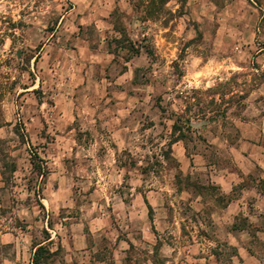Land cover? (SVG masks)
Wrapping results in <instances>:
<instances>
[{"label":"rangeland","instance_id":"obj_1","mask_svg":"<svg viewBox=\"0 0 264 264\" xmlns=\"http://www.w3.org/2000/svg\"><path fill=\"white\" fill-rule=\"evenodd\" d=\"M81 39L98 51L86 61ZM242 139L264 154V0H0V264H33L42 241L68 264L63 238L80 228L92 252L71 264H114L117 232L86 221L115 229L136 197L167 218L136 262L264 264V211L234 237L212 216L229 199L212 175L237 168ZM258 178L259 165L238 185Z\"/></svg>","mask_w":264,"mask_h":264},{"label":"crops","instance_id":"obj_2","mask_svg":"<svg viewBox=\"0 0 264 264\" xmlns=\"http://www.w3.org/2000/svg\"><path fill=\"white\" fill-rule=\"evenodd\" d=\"M80 39V38H79ZM52 49L50 52H46L47 56H54L56 54H62V52L58 51L59 46L55 45L53 43ZM73 51H79L81 55H85L84 61L90 56L91 53L96 54L98 51L94 47H89L87 44H85L84 40L81 39L77 43V49H72ZM71 51V50H70ZM141 52H138L136 56H133L127 60L126 63L129 62H138L140 59ZM106 57V61H110V64L116 65V55L113 51H109L104 54ZM105 59V58H104ZM138 60V61H137ZM136 62L134 65H136ZM133 73L134 71L131 69H126L124 72L120 74V77H123L126 75V77L129 76V74ZM132 81L134 80V76L131 78ZM65 93H68V85H70V82H65ZM58 95H63V93L60 91ZM56 95V96H58ZM65 96V95H63ZM68 97V95H66ZM61 121V120H60ZM96 123L97 120L95 119ZM64 123H70L68 120H66ZM129 126H132V120L130 119L128 122ZM126 125V123H124ZM69 125V124H66ZM124 125V128H126ZM123 131V130H122ZM124 135V137H123ZM122 137L118 138L121 140L120 142H123L126 140L127 136L124 133ZM177 142V141H176ZM180 142V140H178ZM251 147V144L247 140H243L234 148V155H235V161L237 163V168H219L215 169V172L213 173V184L218 186V189L222 191V193L228 195L230 194L234 187L238 185L241 181H244L245 176H249L253 171L254 168L259 165L262 169H264V154L259 153L257 150H254ZM186 156V155H185ZM179 161H182L183 163L186 162V160L182 157L179 158ZM124 168V167H123ZM261 178H258V180L254 181L251 180L252 184L245 185L241 190L240 193L233 197L231 200H227V203L224 206L219 207V211L217 213H214L213 219L214 223H227V225H232L231 229H227L228 234L230 236H235L236 234H243L246 231L250 232V229L248 228H237L234 229L233 226L235 224V218L240 214L244 213L246 218H248V221L252 223L254 226L257 224H254V222H258L259 218L261 216V211H264V193L260 189L259 181ZM124 207L126 209H129L130 211L125 210L124 212H117V219L119 222L118 227L115 229L112 225L111 216L106 217L107 214H101L92 216L91 219L86 221L89 224L90 231H99L100 229L105 228V230H115L117 232L116 234V241L114 243H117L118 247L115 249L116 256H114L115 263L114 264H158L156 261L148 262H136L132 258H130L129 253L131 252V249L136 248L137 245H140L142 242H144V239H147V241H150L151 243H154L158 241V237L156 235L155 229L159 232L160 237V231H165V221L167 218H164L165 216H162V214L157 218L156 216L152 215L150 213V206L153 210V202L148 198L142 197V200L139 199V197H136L132 199L130 202H126L123 199H121ZM139 206L140 208V214L136 213V206ZM136 207V208H133ZM258 211H254L255 208ZM255 214V215H254ZM255 216V217H254ZM86 222L82 223H76L79 227L80 225H86ZM159 222V225H158ZM104 225V227L102 226ZM103 227V228H102ZM75 229V228H74ZM79 229V228H77ZM108 231V232H109ZM259 232V231H257ZM91 233V232H90ZM90 233H86L84 228H80L78 231L71 232L68 237L63 238V240H67V245L63 243V247L67 250V261L68 264L74 263L76 259V255H78L79 252L82 253H88L92 252L90 249L91 245L89 243V236ZM113 233V232H112ZM5 235H8V233H5ZM160 248H162L160 246ZM164 248V247H163ZM162 248V249H163ZM159 249H151L150 252L156 254V252ZM196 250H198L197 245H191L187 248L186 253H194L196 255ZM246 250L244 247H241L239 250L240 256L242 258H245V252ZM193 254V255H194ZM188 256H191L188 255ZM201 258L197 256H192V262L187 264H199L198 261H200ZM90 264H93L92 260H89ZM103 259H96L95 264H101L104 263ZM166 263L169 264H184L172 261L171 259H167ZM227 264H236L233 261H230V263Z\"/></svg>","mask_w":264,"mask_h":264},{"label":"trees","instance_id":"obj_3","mask_svg":"<svg viewBox=\"0 0 264 264\" xmlns=\"http://www.w3.org/2000/svg\"><path fill=\"white\" fill-rule=\"evenodd\" d=\"M121 42V41H120ZM140 52V51H137V53ZM176 126V125H174ZM183 138L182 137H177L175 139L174 142L178 141V140H182ZM33 162V161H32ZM34 163V162H33ZM38 168L43 172H46L47 171V168H45L44 164L43 165H40L38 166ZM13 170L15 171L16 170V167L13 168ZM251 176V174H250ZM245 185L244 182H242L241 184L237 185L234 187L233 192L237 191L238 189L241 190ZM259 186H260V189L262 190V192L264 193V178H262L260 181H259ZM229 195V200H231L233 197ZM228 200V199H227ZM40 205H43L41 202H40ZM150 213H152V208L150 206ZM243 222L244 224L242 225H237V224H234L233 228L234 229H237V228H246V223H248V226L249 227H252L254 226L252 223H250L248 221V218L244 217L243 218ZM255 227V226H254ZM47 232V231H46ZM51 237L48 236V238L46 240H49ZM35 246V251L33 253V256H32V263L33 264H49L48 263V259H50L54 254H56V251H53L51 250V248H49L46 244H43V241L42 242H39L37 244L34 245ZM60 248V246H59ZM159 264V263H158Z\"/></svg>","mask_w":264,"mask_h":264}]
</instances>
